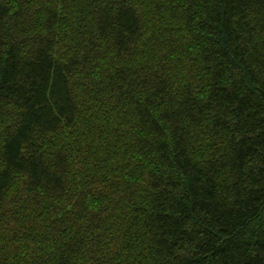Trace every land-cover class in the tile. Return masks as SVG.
<instances>
[{"label":"trees","instance_id":"obj_1","mask_svg":"<svg viewBox=\"0 0 264 264\" xmlns=\"http://www.w3.org/2000/svg\"><path fill=\"white\" fill-rule=\"evenodd\" d=\"M0 264H264V0H0Z\"/></svg>","mask_w":264,"mask_h":264}]
</instances>
